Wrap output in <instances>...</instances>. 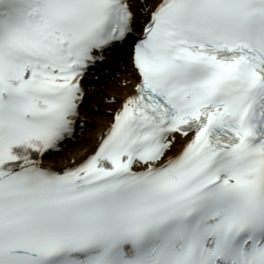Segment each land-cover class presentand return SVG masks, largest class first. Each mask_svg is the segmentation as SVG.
I'll use <instances>...</instances> for the list:
<instances>
[{
    "label": "snow or ice",
    "instance_id": "obj_1",
    "mask_svg": "<svg viewBox=\"0 0 264 264\" xmlns=\"http://www.w3.org/2000/svg\"><path fill=\"white\" fill-rule=\"evenodd\" d=\"M129 50L94 150L46 164ZM0 264H264V0H0Z\"/></svg>",
    "mask_w": 264,
    "mask_h": 264
},
{
    "label": "bare ground",
    "instance_id": "obj_2",
    "mask_svg": "<svg viewBox=\"0 0 264 264\" xmlns=\"http://www.w3.org/2000/svg\"><path fill=\"white\" fill-rule=\"evenodd\" d=\"M117 66L122 65L117 64ZM133 71L131 66H125L121 77L106 90L107 95L102 97V102L94 105L99 106L100 113L92 118V128L86 133L85 137L76 146L67 149L63 155L45 157L46 164L57 169L71 166L73 160L76 162L83 160L95 148L98 136L111 121V114L108 115L109 112L111 113L112 110L117 108L119 106L118 102L133 91ZM126 81H129V83H125ZM112 98H115L116 102H112ZM179 147L180 145H177V150Z\"/></svg>",
    "mask_w": 264,
    "mask_h": 264
},
{
    "label": "rangeland",
    "instance_id": "obj_3",
    "mask_svg": "<svg viewBox=\"0 0 264 264\" xmlns=\"http://www.w3.org/2000/svg\"><path fill=\"white\" fill-rule=\"evenodd\" d=\"M99 112H100V110H99ZM102 114H107V113H102ZM108 115H110V113H109ZM62 154H63V153H62ZM62 154H61V155H62Z\"/></svg>",
    "mask_w": 264,
    "mask_h": 264
}]
</instances>
